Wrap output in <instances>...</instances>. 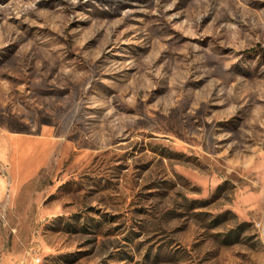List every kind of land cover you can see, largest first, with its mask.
I'll return each mask as SVG.
<instances>
[{
	"label": "rangeland",
	"instance_id": "1",
	"mask_svg": "<svg viewBox=\"0 0 264 264\" xmlns=\"http://www.w3.org/2000/svg\"><path fill=\"white\" fill-rule=\"evenodd\" d=\"M0 264H264V0H0Z\"/></svg>",
	"mask_w": 264,
	"mask_h": 264
},
{
	"label": "built area",
	"instance_id": "2",
	"mask_svg": "<svg viewBox=\"0 0 264 264\" xmlns=\"http://www.w3.org/2000/svg\"><path fill=\"white\" fill-rule=\"evenodd\" d=\"M39 261H40L39 258H34V259H33V262H34V263H38Z\"/></svg>",
	"mask_w": 264,
	"mask_h": 264
}]
</instances>
